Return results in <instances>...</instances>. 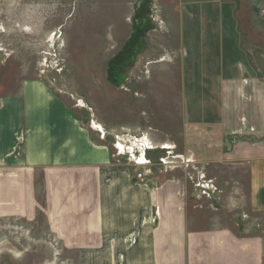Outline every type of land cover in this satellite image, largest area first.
Returning a JSON list of instances; mask_svg holds the SVG:
<instances>
[{
  "label": "rangeland",
  "instance_id": "1",
  "mask_svg": "<svg viewBox=\"0 0 264 264\" xmlns=\"http://www.w3.org/2000/svg\"><path fill=\"white\" fill-rule=\"evenodd\" d=\"M226 32L239 35L249 61L264 52V0H0V99L29 81L46 85L137 183L178 185L197 238L227 236L206 250L212 264H264L250 165L226 157L239 137L188 115V90L199 107L206 97L198 62L216 60L208 35L220 51ZM40 215L0 217V264H59L61 246Z\"/></svg>",
  "mask_w": 264,
  "mask_h": 264
},
{
  "label": "crops",
  "instance_id": "2",
  "mask_svg": "<svg viewBox=\"0 0 264 264\" xmlns=\"http://www.w3.org/2000/svg\"><path fill=\"white\" fill-rule=\"evenodd\" d=\"M208 37L216 60L198 62L206 97L199 107L189 89L188 115L219 126L226 140L239 137L226 157L250 165L252 204L264 212V52L257 47L249 61L239 35L221 34L220 51ZM136 181L46 85L29 81L0 99V217L44 214L59 264H194L201 249L200 262L212 264L207 251L227 236L197 238L174 182L150 189Z\"/></svg>",
  "mask_w": 264,
  "mask_h": 264
},
{
  "label": "trees",
  "instance_id": "3",
  "mask_svg": "<svg viewBox=\"0 0 264 264\" xmlns=\"http://www.w3.org/2000/svg\"><path fill=\"white\" fill-rule=\"evenodd\" d=\"M140 32H141V30H140ZM127 51H130V48L127 50ZM126 52V51H125ZM119 63H121L119 60H115V64L116 65H114V67H118V64ZM119 74H120V72H119Z\"/></svg>",
  "mask_w": 264,
  "mask_h": 264
}]
</instances>
